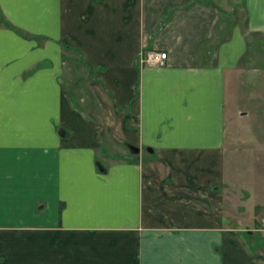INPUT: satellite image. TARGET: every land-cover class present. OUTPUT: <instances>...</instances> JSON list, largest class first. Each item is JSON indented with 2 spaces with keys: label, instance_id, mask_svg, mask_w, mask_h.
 <instances>
[{
  "label": "crops",
  "instance_id": "obj_1",
  "mask_svg": "<svg viewBox=\"0 0 264 264\" xmlns=\"http://www.w3.org/2000/svg\"><path fill=\"white\" fill-rule=\"evenodd\" d=\"M0 19V264H264V191L238 174L264 127L237 156L225 139L264 0H0ZM151 49L165 66L138 65Z\"/></svg>",
  "mask_w": 264,
  "mask_h": 264
},
{
  "label": "rangeland",
  "instance_id": "obj_2",
  "mask_svg": "<svg viewBox=\"0 0 264 264\" xmlns=\"http://www.w3.org/2000/svg\"><path fill=\"white\" fill-rule=\"evenodd\" d=\"M1 20V19H0ZM255 59L250 62L252 70L238 72L230 83V93L227 97L228 113L225 121V139L231 144V149L238 154V144L241 140L252 139V128L264 127V103L255 99L264 96V49H257ZM63 68L61 80L73 96L74 105L81 110L94 108V102L87 89L88 69L82 63L77 52L64 47ZM259 82V84H258ZM259 108V109H258ZM240 111L245 112L241 118ZM262 123V124H261ZM259 145L255 153L246 152L238 158V174L246 175L248 183L253 185L256 178L260 191H264V129L259 130ZM122 151L113 145H107V151L99 152V159L110 164L121 158ZM256 160V161H255Z\"/></svg>",
  "mask_w": 264,
  "mask_h": 264
},
{
  "label": "built area",
  "instance_id": "obj_3",
  "mask_svg": "<svg viewBox=\"0 0 264 264\" xmlns=\"http://www.w3.org/2000/svg\"><path fill=\"white\" fill-rule=\"evenodd\" d=\"M137 63L140 67H163L167 64V52L159 49L142 51Z\"/></svg>",
  "mask_w": 264,
  "mask_h": 264
},
{
  "label": "water",
  "instance_id": "obj_4",
  "mask_svg": "<svg viewBox=\"0 0 264 264\" xmlns=\"http://www.w3.org/2000/svg\"><path fill=\"white\" fill-rule=\"evenodd\" d=\"M130 151L133 153V154H137L139 152V149L137 147H134V146H131L130 147Z\"/></svg>",
  "mask_w": 264,
  "mask_h": 264
},
{
  "label": "trees",
  "instance_id": "obj_5",
  "mask_svg": "<svg viewBox=\"0 0 264 264\" xmlns=\"http://www.w3.org/2000/svg\"><path fill=\"white\" fill-rule=\"evenodd\" d=\"M66 47V46H65ZM98 164V163H97ZM98 167H99V164H98ZM99 169H100V167H99Z\"/></svg>",
  "mask_w": 264,
  "mask_h": 264
}]
</instances>
